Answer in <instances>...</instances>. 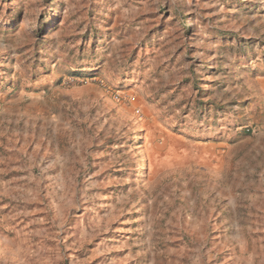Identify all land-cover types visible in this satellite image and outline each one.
<instances>
[{
	"label": "rangeland",
	"instance_id": "obj_1",
	"mask_svg": "<svg viewBox=\"0 0 264 264\" xmlns=\"http://www.w3.org/2000/svg\"><path fill=\"white\" fill-rule=\"evenodd\" d=\"M0 264H264V0H0Z\"/></svg>",
	"mask_w": 264,
	"mask_h": 264
}]
</instances>
